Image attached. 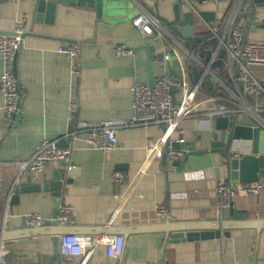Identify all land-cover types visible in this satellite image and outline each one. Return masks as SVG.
Listing matches in <instances>:
<instances>
[{
  "label": "crops",
  "instance_id": "obj_1",
  "mask_svg": "<svg viewBox=\"0 0 264 264\" xmlns=\"http://www.w3.org/2000/svg\"><path fill=\"white\" fill-rule=\"evenodd\" d=\"M251 1L261 5L257 7V23H264L263 0ZM130 4L102 20L95 8L59 5L50 24L35 22L32 0L0 3V35L12 34L17 20H22L27 30L17 59L22 92L19 121L7 120L0 89V234L30 229L22 218L26 214L40 213L53 218L61 204H68L74 208V222L51 230L96 238L122 235L125 239V253L119 259L109 258L102 244L85 257L64 256L58 248L57 257L53 258L52 235L5 241L0 243V251H8L2 264H264V229L233 228L228 236L213 239L180 242L170 239L171 227L209 226L218 220H232L233 210L246 212L251 220H264V187L257 194L235 196L232 207L218 213L217 185L240 182L230 179L223 166L224 158L218 152L190 156L186 167L174 166L166 158L155 159L148 146L152 142L162 144L164 132L156 125L120 129L119 145L112 151L90 147L82 133L74 139L65 138L70 128L82 129V122L132 118L135 80L147 83L149 80L144 48L147 42L154 49L152 71L156 77L161 70L157 56L163 52L168 56L169 68L176 74L187 63L185 57L180 60L171 50L166 38L163 41L145 38L132 23L139 14L149 12L160 19L167 31L175 33L167 26L174 17L175 1L156 4L153 0H130ZM244 5L237 17L242 26L248 22L243 14L251 10L249 0ZM196 7L214 16L211 21L196 16L191 39L175 33L190 48L208 39L210 33L205 22L224 23L232 1L199 3ZM247 38L264 44V28L253 26ZM71 42L81 45V67L76 74L70 71L68 57L58 51L61 45ZM118 44L133 49L134 55H116L113 47ZM168 52L174 55V63ZM202 53L206 55L204 49ZM223 66L222 63L213 67L227 79ZM193 68L199 74L200 69L192 63L188 66L190 78L195 81ZM249 70L264 84V65H252ZM3 71L0 58V74ZM203 88L214 93L215 86L207 79ZM248 100L264 106V96L249 95ZM71 102L78 105L74 120H70ZM261 115L264 118V111ZM181 128L172 136L173 140L196 141L199 149L209 148L215 133L214 119H189ZM44 140L59 144L68 141L67 147L71 149L70 163L75 167L72 174H66L60 196L46 184L54 182L62 162L48 164L42 173L22 172L18 165L29 160ZM118 171L124 174L122 183L112 180ZM258 181L264 186V179ZM23 183L40 189L20 192L18 201L11 202L13 184ZM161 205L167 208L166 216L158 213Z\"/></svg>",
  "mask_w": 264,
  "mask_h": 264
},
{
  "label": "built area",
  "instance_id": "obj_2",
  "mask_svg": "<svg viewBox=\"0 0 264 264\" xmlns=\"http://www.w3.org/2000/svg\"><path fill=\"white\" fill-rule=\"evenodd\" d=\"M153 1L157 4L165 0ZM179 1L187 4L190 10L197 13V4H218L223 0ZM230 1H232V9L224 23L212 25L205 22L210 35L207 40L194 45L193 48L184 43L179 35L167 31L157 16L144 12L135 17L132 23L145 38L153 41H163L166 38L171 50L180 60L186 58L187 63L181 68V73L172 74L166 52L161 53L157 56L161 70L156 78L155 86L151 87L147 82L135 80L132 87V118L130 120L82 122V129H72L65 138L74 139L82 133L90 147L101 151H112L119 145L118 132L122 128L164 126L162 144L152 142L148 146V151L155 159L166 158L173 163L181 160L186 154L185 150L172 147V143L176 142L172 136L182 130L181 126L186 120L203 118L215 120L217 117L231 116L239 118L246 114L252 117L258 126L264 127V118L261 115L264 106L260 102L252 104L248 100L249 95L264 96V84L253 77L249 70L252 65H264V44L248 40L246 24L242 26L237 23V17L245 6V0ZM26 32L24 22L17 20L12 34L0 35V58L4 64V71L0 74V89L4 97L3 111L9 121H12L14 115L20 112L22 92L13 70V63L22 49ZM203 49L206 55L202 53ZM58 51L68 57L71 73H78L81 67L80 43H65L59 47ZM113 51L116 55H134V50L123 44L114 46ZM222 53H224L223 57H221ZM220 60L229 81L213 67ZM191 63L200 69L198 79L195 81L191 80L188 72V66ZM236 66L239 68L238 72H235ZM207 79L213 82L214 93L203 88ZM210 105H212L211 108L206 109ZM77 111V103L71 102L70 120H74ZM178 141L184 142V139ZM70 156V147L60 146L58 141L44 140L36 147L29 160L18 165L22 172L42 173L50 163L67 161L68 168L72 169L75 166L70 163ZM124 179V174L119 171L112 176V180L116 183H122ZM263 187L259 181L220 182L216 189L218 213L221 214L225 209L231 208L235 196L257 194ZM158 213L166 216V206H158ZM22 218L30 229L43 228L47 222L67 226L74 222V208L68 204H61L56 217L49 218L40 213H29ZM5 223L3 230L6 227ZM100 244L106 247L107 255L111 259H119L125 253V239L122 235L106 238L78 234L59 236V250L64 256L85 257ZM7 253V250L0 251V264L4 263Z\"/></svg>",
  "mask_w": 264,
  "mask_h": 264
},
{
  "label": "water",
  "instance_id": "obj_3",
  "mask_svg": "<svg viewBox=\"0 0 264 264\" xmlns=\"http://www.w3.org/2000/svg\"><path fill=\"white\" fill-rule=\"evenodd\" d=\"M9 0H0L6 2ZM33 1V18L35 22L53 23L55 13L59 5H77L81 7L95 8L97 16L100 20L104 18H111L119 11L125 10L130 4V0H32ZM251 10L243 14L248 18L246 23V33L251 30L253 26L256 28H264V23H257V7L258 5L249 0ZM264 3V0H263ZM264 5V4H263ZM261 6V5H259ZM184 9H187L184 12ZM201 17L205 21L213 20L214 14L198 9V12L190 10L187 4L181 1H175L174 4V17L167 23L169 29H172L175 33L182 35L185 38L191 39L194 36V23L195 17ZM147 52V66H148V84L151 87L155 86L156 76L152 71V54L154 49L147 42L144 47ZM16 56L13 63V70L17 76V59ZM224 56L222 53L221 57ZM222 64V61H218L214 64L217 67ZM172 74L175 71L170 69ZM239 68H237V72ZM193 74L195 80L198 79L199 71L197 68H193ZM22 104V98L20 100V107ZM14 118L19 121L21 119L20 112L14 115ZM215 133L209 148L199 149L196 141H184L173 142L172 147L177 150H185L186 154L181 160H177L172 164L174 166L186 167L187 161L190 156H199L209 152H218L223 158V166L226 169L229 177L233 181L240 182H254L259 179H264V127L258 126L256 121L243 114L239 118L231 117H217L214 120ZM163 131L165 127L162 126ZM72 130L70 128L69 132ZM60 146L67 147L68 141L62 142ZM62 168L56 172L54 182L46 187H50L56 192L57 196L61 195V191L65 182L66 174H72L71 169L68 168L69 163L62 161ZM69 169V170H68ZM70 180L67 179L68 183ZM40 186H34L32 184L23 183L20 185L13 184L12 186V198L11 202L18 201L20 192H30L39 190ZM57 215V214H56ZM56 215L54 217H56ZM175 222V221H174ZM212 225H200L192 226L189 224H182L175 227H171L170 239L173 242H180L186 240L195 239H213L220 238L223 235L228 236L229 230L233 228H252L257 231L264 229V220H251L246 212L232 211V220H218ZM56 222H47L45 227L39 229H25L20 231H13L0 234V243L10 240L21 239L25 237L52 235L54 236V257H57L59 248V236L68 233L65 230H51L53 227H57ZM107 235H111V232H105Z\"/></svg>",
  "mask_w": 264,
  "mask_h": 264
},
{
  "label": "rangeland",
  "instance_id": "obj_4",
  "mask_svg": "<svg viewBox=\"0 0 264 264\" xmlns=\"http://www.w3.org/2000/svg\"><path fill=\"white\" fill-rule=\"evenodd\" d=\"M168 54H169V57L171 58V60L173 61V63L175 62V60H174V55L171 53V52H168Z\"/></svg>",
  "mask_w": 264,
  "mask_h": 264
}]
</instances>
